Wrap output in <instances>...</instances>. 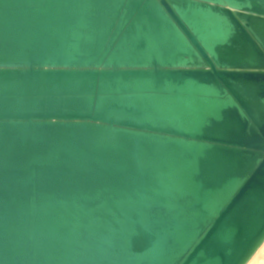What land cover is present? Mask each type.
I'll use <instances>...</instances> for the list:
<instances>
[{"label": "water", "instance_id": "1", "mask_svg": "<svg viewBox=\"0 0 264 264\" xmlns=\"http://www.w3.org/2000/svg\"><path fill=\"white\" fill-rule=\"evenodd\" d=\"M263 242L264 0H0V264Z\"/></svg>", "mask_w": 264, "mask_h": 264}, {"label": "bare ground", "instance_id": "2", "mask_svg": "<svg viewBox=\"0 0 264 264\" xmlns=\"http://www.w3.org/2000/svg\"><path fill=\"white\" fill-rule=\"evenodd\" d=\"M247 264H264V242L260 245Z\"/></svg>", "mask_w": 264, "mask_h": 264}]
</instances>
